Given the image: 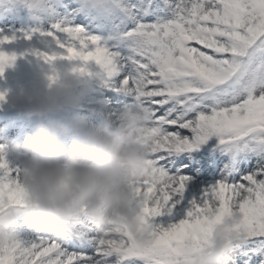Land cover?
Listing matches in <instances>:
<instances>
[{
  "label": "snow or ice",
  "instance_id": "6c2138e0",
  "mask_svg": "<svg viewBox=\"0 0 264 264\" xmlns=\"http://www.w3.org/2000/svg\"><path fill=\"white\" fill-rule=\"evenodd\" d=\"M21 2L50 20L21 37L49 43L37 55L126 93L121 118L145 115L139 143L150 163L134 195L150 227L144 238L119 226L101 232L86 211L35 231L17 223L0 233V264H195L215 227L236 214L225 264H264V0H164L172 17L155 21L139 18L129 0H58L64 16L54 0ZM121 17L131 22L117 27ZM16 39L0 29V46ZM15 59L0 51V75ZM213 138L232 161L186 201L195 177L179 165L194 161L179 158ZM241 154L247 163L238 167ZM21 174L0 147V210L14 209L17 222L32 220Z\"/></svg>",
  "mask_w": 264,
  "mask_h": 264
},
{
  "label": "clouds",
  "instance_id": "9594fccd",
  "mask_svg": "<svg viewBox=\"0 0 264 264\" xmlns=\"http://www.w3.org/2000/svg\"><path fill=\"white\" fill-rule=\"evenodd\" d=\"M73 68H57L50 76L12 98V106L39 121L22 142L4 150L21 161L20 182L26 192L29 217L40 224H65L86 211L97 230L122 227L144 238L149 225L134 195L149 157L139 143L147 131L143 113L126 114L108 126H90L89 116L55 119L84 100L81 77ZM73 137L69 145L68 138ZM239 214L226 217L214 230L207 250L195 264H225L230 233ZM17 224L14 209L0 210V233Z\"/></svg>",
  "mask_w": 264,
  "mask_h": 264
},
{
  "label": "rangeland",
  "instance_id": "374dc122",
  "mask_svg": "<svg viewBox=\"0 0 264 264\" xmlns=\"http://www.w3.org/2000/svg\"><path fill=\"white\" fill-rule=\"evenodd\" d=\"M130 4L135 6L138 17L142 18L145 21H155L157 19H166L167 16L170 15L172 17V10L164 3V0H129ZM165 13V14H162ZM61 16H64V13H60ZM99 16V14H96ZM118 15V14H117ZM85 19L90 20L93 23H96V19L92 16H85ZM104 19H110L105 17ZM152 19V20H151ZM50 22L49 18L40 24H36L31 27H26L25 25H17L16 23L10 22L7 27H0V29L4 30L5 32L10 33H18L23 34L24 31H29L33 28H41L44 30L47 27V24ZM131 21L127 17H121L120 22L116 25L117 27H122L124 23H130ZM2 26V25H0ZM34 39L41 40L44 44L39 45L38 48L33 47L29 49L27 53H21V62L23 66L31 73L33 76V80L35 84L40 83L41 79L45 76H50L53 74L54 69L57 68H73V65L69 62H58L55 65H51L47 63L42 56L37 55V52L43 53L49 50V43L44 40V38L40 37L38 34L37 36L33 37ZM82 80V91L84 92L85 98L83 102L76 108L69 110L68 112L63 113V118L67 119L66 122L70 121L73 117L77 115H87L89 116L90 126L97 125L100 127L102 122L105 121L106 117L109 115L102 111L104 105L107 107L115 108L117 111L115 112V119L116 121L121 119V116L124 112L125 107L128 103L131 102V98L123 92L115 91L113 88L106 86L104 81L100 79L98 76L94 75H83L81 77ZM109 93V96L107 95ZM107 95L105 102H102L103 96ZM100 103V104H99ZM99 116V119L96 118ZM55 119L61 120L58 116H54ZM97 124H96V123ZM39 123L38 120L35 118L31 119L30 124H25L24 122L20 123L21 129L25 126V133H30L34 131L36 125ZM99 124V125H98ZM114 124V123H113ZM11 130L4 136L0 135V147H3L8 144L19 143L22 142L24 137H18L17 135H22L23 130ZM26 136V135H25ZM6 139H3V138ZM4 140H8L5 142ZM73 142V137L69 136L68 143ZM218 141L213 138L209 143L205 146H202L199 150L194 152L187 153V156L184 158L188 159L189 161H194L198 163L199 168L195 169L192 168L191 171H194L197 174H207L208 176L214 177L216 175H220V170L222 169L225 163H229L232 161V157L230 154H225L220 151L218 147H216ZM201 152H204L203 155ZM208 153V154H205ZM6 159L9 162L11 167H18L21 168V161L10 154L7 153L5 150ZM201 155V156H200ZM209 159V161H208ZM237 166H242L247 163L244 159V154L236 157ZM208 163V164H207ZM181 170L184 172L186 171L183 168V165H179ZM185 174V173H184ZM192 183L188 186L187 192L185 194L186 201H190L191 199L197 197L200 192L202 191L204 185L208 182V178L206 176H194ZM195 181L199 182L201 186L197 188V191L194 189ZM213 182V181H212ZM29 222L24 223L23 226H19L23 229H28L30 231L39 230L45 225L40 224L34 220H28ZM18 223V222H17ZM21 225V224H18Z\"/></svg>",
  "mask_w": 264,
  "mask_h": 264
},
{
  "label": "trees",
  "instance_id": "16d2710c",
  "mask_svg": "<svg viewBox=\"0 0 264 264\" xmlns=\"http://www.w3.org/2000/svg\"><path fill=\"white\" fill-rule=\"evenodd\" d=\"M57 4V11H61L58 0H54ZM46 18L37 19L36 15L28 9L21 0H0V22L14 21L23 24L41 23ZM12 35L10 33H5ZM18 39L15 41L0 46V51L8 53L10 56L15 54L16 59L7 65L3 74L0 75V93L5 94V100L0 102V123L15 122L12 115H3L4 109L18 108L12 106V98L17 95L25 86V89L30 88L34 84L33 76L23 66L21 62V53H27L33 47L38 48L39 45L44 47V44L37 39H23V35L16 34ZM2 110V111H1ZM7 111V110H5ZM10 116V118H9Z\"/></svg>",
  "mask_w": 264,
  "mask_h": 264
},
{
  "label": "bare ground",
  "instance_id": "6f19581e",
  "mask_svg": "<svg viewBox=\"0 0 264 264\" xmlns=\"http://www.w3.org/2000/svg\"><path fill=\"white\" fill-rule=\"evenodd\" d=\"M162 14H165V13H162ZM171 17H170V15L169 16H167L166 17V19H170ZM152 20V19H151ZM108 96H109V93L107 94ZM107 95H104L103 96V99H101V101L102 102H105V100H106V98L105 97H107ZM100 104V103H99ZM102 111H105L104 113H107V114H109L107 117H106V119H105V121H103L102 122V125L100 124V127H105V126H108V124L109 123H117L118 121H116V119H115V112L117 111L115 108H110V107H107V105H104L103 106V108H102ZM96 118H98L99 119V116L98 117H96ZM96 123V122H95ZM97 124V123H96ZM99 125V124H98ZM95 126H97V125H95ZM69 145H70V143H69ZM182 155V154H181ZM187 171H189V173L191 174V170H187ZM188 173V174H189ZM217 178H219V175H216V176H214V177H210L209 176V178H208V182H212V181H214V179H217ZM204 186L206 185V184H203ZM194 190L195 191H197V188H198V186L200 187L201 186V184L199 183V182H197V181H195V184H194Z\"/></svg>",
  "mask_w": 264,
  "mask_h": 264
}]
</instances>
